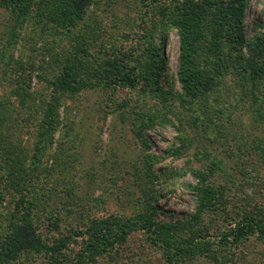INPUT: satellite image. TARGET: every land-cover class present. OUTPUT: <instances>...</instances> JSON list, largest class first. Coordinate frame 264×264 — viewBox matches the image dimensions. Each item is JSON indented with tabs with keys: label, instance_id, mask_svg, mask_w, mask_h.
<instances>
[{
	"label": "trees",
	"instance_id": "obj_1",
	"mask_svg": "<svg viewBox=\"0 0 264 264\" xmlns=\"http://www.w3.org/2000/svg\"><path fill=\"white\" fill-rule=\"evenodd\" d=\"M165 1L160 4L161 0H156V15L143 13L141 21H137V40L141 45L106 49L104 43L97 47L105 19L93 6L100 0H0L11 19L9 39L0 54V68L3 63L5 66L0 71L9 68L10 72H18L16 80L11 81L13 89L0 96V264H26L37 255L47 258L48 264H58L74 244L79 247L74 264H97L103 257H109L113 264H125L122 256L126 245L139 230L149 244L161 250L166 264H186L199 257H208L213 264H237L233 252L224 255L225 248H239L253 236L264 241V206L257 202H247L240 211L226 214L228 227L221 234L223 241L215 245L211 240L204 218L218 209L222 199L226 200L219 186L210 181L213 171L192 170L198 178L193 186L198 207L189 218L176 221L158 219L157 207L149 197L143 208L130 216L93 214L85 218L83 225L74 224L75 210L65 213L61 208L67 205L65 201L69 202L67 198H75L73 190L68 189L64 199L59 192L53 193L49 185L48 172L61 169L57 167L61 160L55 153L52 163H46L45 156L63 124L64 99L86 88L137 89L143 85L144 91L165 103L173 97L184 106L202 108L212 95L221 98V89L229 88L227 94L232 92L239 100L248 101L251 114L264 122V31L251 39L247 35L250 0ZM32 18L39 35L54 32L62 35L65 42L48 52L55 74L50 96L40 102L25 84L26 80L29 84L32 81L31 69L19 59L13 63L14 55L9 53L25 23ZM128 19L131 24L135 17ZM169 29H176L179 34L181 91L176 93L162 85V45ZM140 98L146 101L143 92ZM136 112L133 128L141 138L146 128L166 120L161 111ZM30 124L35 126L31 144L25 135L30 133L26 132ZM151 157L146 158L147 175ZM260 157L264 162V149ZM212 166L219 167L216 159ZM55 196H60V204ZM227 206L225 203L222 212L226 213ZM80 219L84 220L82 216Z\"/></svg>",
	"mask_w": 264,
	"mask_h": 264
},
{
	"label": "rangeland",
	"instance_id": "obj_2",
	"mask_svg": "<svg viewBox=\"0 0 264 264\" xmlns=\"http://www.w3.org/2000/svg\"><path fill=\"white\" fill-rule=\"evenodd\" d=\"M164 2L161 0L160 4ZM156 4V0H100L93 6V10L105 19L97 47L100 43H104L106 49L141 45L137 40V21H141L143 13L156 15ZM129 16L135 17L131 24ZM33 21L32 18L25 23L18 42L10 46L9 53L14 55L13 63L19 59L28 70L31 69L32 81L29 84L26 80L25 84L31 87L40 102L50 96V83L55 74L48 52L65 42L62 35L54 32L39 35ZM10 24L8 9L0 5V54L6 48ZM263 26L264 0H250L246 12L248 37L251 39L264 31ZM156 41L161 44L159 38ZM162 51V85L167 91L180 92L179 34L176 29H169ZM4 66L3 63L0 69ZM10 70L0 71V96L13 89L11 81L16 80L18 72ZM142 88L143 85L137 89L93 87L64 99L63 124L55 132V141L45 156V162L52 163L51 156L55 153L61 160V164H57L61 169L55 171L56 174L48 172L49 185L53 193L58 195L59 192L64 199L67 198L66 191L73 190L75 198H67L70 203L65 201L67 205H61V208L65 213L75 210L74 224L83 225L85 218L93 214L130 216L140 211L149 197L157 207L158 219L176 221L189 218L198 207L197 192L193 189L198 178L192 170L213 171L210 181L219 186L226 200L220 201L217 210L207 213L204 221L210 227L209 237L215 245H220L221 234L228 227L226 214L240 211L247 202L264 206V162L260 157L264 149V122L251 114L248 101L239 100L232 92L227 94L229 88L221 89L220 93L224 92L221 98L212 95L204 108L202 105L184 106L173 97L165 103ZM142 92L145 102L140 100ZM135 110L161 111L166 120L146 128L144 138H141L133 128ZM26 132V140L33 143L35 126L30 124ZM148 155L153 157L149 175L145 170ZM213 159L219 167L212 166ZM60 196L54 197L57 204H60ZM225 203L228 205L226 213L222 212ZM39 211L42 212L43 207ZM63 230L67 232L66 226ZM78 249V245H71L67 257L58 264H74ZM232 252L237 264H264V241L257 236L239 248L223 250L224 255ZM122 257L125 264H166L161 250L149 244L141 230L130 237ZM222 259L224 261L223 256ZM46 260L37 255L26 264H48ZM97 264L113 263L109 257H103ZM186 264H213V261L199 257Z\"/></svg>",
	"mask_w": 264,
	"mask_h": 264
}]
</instances>
